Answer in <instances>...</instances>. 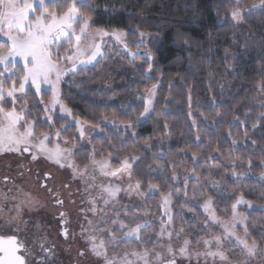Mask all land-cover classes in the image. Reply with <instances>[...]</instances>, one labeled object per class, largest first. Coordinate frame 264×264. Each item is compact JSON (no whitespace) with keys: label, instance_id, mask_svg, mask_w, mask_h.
Wrapping results in <instances>:
<instances>
[{"label":"trees","instance_id":"16d2710c","mask_svg":"<svg viewBox=\"0 0 264 264\" xmlns=\"http://www.w3.org/2000/svg\"><path fill=\"white\" fill-rule=\"evenodd\" d=\"M241 2L248 9L260 0ZM229 3L230 0H92L89 7L96 9L92 29L123 31L127 42L136 48L143 32L144 54L153 55V69L148 71L146 56L132 63L137 67V76L133 77L136 85L131 94L138 102L127 110L119 102H108L109 98L89 100L69 82L61 83V97L73 112L71 118L79 117L88 127L100 126L104 121H114L119 126L131 121L134 125L131 132L102 129L88 147L76 153L81 154L76 156V163L88 164L93 150L95 159H110L111 166H117L126 155L140 156L132 181L141 182L142 193L154 184L159 195L171 194L177 224L192 228L195 238L208 239L213 230L202 227V216L191 205L196 201L194 184L211 197L220 218H228L232 204L243 197L254 207L243 213L249 242L256 239L264 248V92L258 89L264 79V13L257 12L233 24ZM46 7L50 11L66 10L64 0ZM154 85L157 92L153 110L139 123L143 112L140 98ZM23 97L27 101V118L35 121V131L59 130L62 144L67 139L71 141L68 145L78 146L75 129L57 113L53 115L54 126L40 122L42 105L49 100L47 93L37 96L28 91ZM22 106L23 101L16 105L17 109ZM233 140L237 141L235 145ZM193 153L197 154L195 162ZM233 164L236 172L244 174L238 181L232 178ZM181 165L191 174L194 171L197 178L185 200L176 199L178 187L176 179H172ZM211 181L218 182V188H206ZM151 200L153 204L157 201L155 197L147 199ZM148 241L152 243L149 238Z\"/></svg>","mask_w":264,"mask_h":264},{"label":"snow or ice","instance_id":"6c2138e0","mask_svg":"<svg viewBox=\"0 0 264 264\" xmlns=\"http://www.w3.org/2000/svg\"><path fill=\"white\" fill-rule=\"evenodd\" d=\"M36 3L37 0H0V153H32V149L35 148L60 167L67 166L72 168L73 164L69 158L74 153L72 148L67 147L71 141L66 139L63 148L59 144L53 149L46 148L45 142H51L49 134H42V137L36 135L35 122L29 121L27 118V101L18 94H26V85L30 84L35 89L36 95H40L41 86L48 85L52 91L51 108L55 109L58 105L61 113L67 117H73L72 110L63 103L60 85L64 82L65 77L72 76L74 78L87 69L88 65L93 64L98 56L103 57L101 44L104 42V37H111L117 43H122L123 50L132 60L144 59L146 56L149 72L153 69L154 57L150 52L141 55L140 52L130 51L129 46L123 39L125 35L123 31L113 30L109 32L104 29H97L93 32L92 24L94 21L92 17L96 9L89 7L92 0H70V2L69 0H64V8L66 10L63 12L50 11L46 7V0H38L39 9L36 8ZM229 7L232 9L231 20L238 25L247 17L257 14V12L264 13V0H260L259 4H254L248 9L243 7L241 0H230ZM105 11H107V8H105ZM144 35L143 32L140 33L141 40L138 43V47L143 46ZM97 38L100 39V43H97ZM84 41H87V43H83ZM65 43L70 47L64 48ZM261 47L264 48V41H262ZM61 49L65 52L63 56L60 55ZM19 64H22L23 67L19 68L18 71H13V69H18ZM71 83L75 85L80 82L73 79ZM258 89L264 92V79L258 84ZM147 91L148 98L145 100L144 111L140 113L141 117L150 111L151 97L155 94V85ZM21 101H23V106L17 109L16 105L21 103ZM44 111L45 113L49 112L48 105L45 106ZM47 121L50 126H54L52 115H47ZM193 124L195 125V121H193ZM113 126L115 127L114 121ZM133 126L131 121L123 125L126 131L133 128ZM255 126L253 125V127ZM75 127L80 132V136L83 137V125L79 117H75ZM93 127L98 128L100 126L93 125ZM55 135L59 138L62 133L57 130ZM197 139L199 140V137ZM232 143L235 145L237 141L233 140ZM73 147H75L74 143ZM38 158L37 154L32 153V160L35 161ZM192 159L194 162L197 160L196 153H193ZM140 160L141 157L135 154L126 155L122 159L121 166L127 170L129 180L132 179V173ZM91 163L98 167L104 175H116V172L109 173L104 171L107 168V163L96 161L95 150H93ZM205 163H207V160ZM249 167H251L250 161ZM86 168L87 165L85 166ZM74 172L81 176L86 174L85 171L79 168L74 169ZM192 175H195L194 171ZM46 178H48V174H46ZM176 178L174 174L172 179L175 180ZM232 178L234 181L242 178L241 174L235 171L234 164ZM221 179H224V177L221 176ZM261 179L264 180V172L261 173ZM185 180L187 181V177ZM218 186V182L211 181L206 185V188H218ZM42 187H46V185H42ZM135 188L137 190L141 189L139 180H137ZM103 190L109 198L115 199L116 193L120 191V186L108 185ZM157 190L156 185L149 186L150 192ZM193 198L195 199V197ZM162 199L164 216L167 217V220L164 221L163 217L161 218L162 226L159 232L156 233L158 239L155 241V245L165 247L163 240L167 238L168 244L165 252L149 250L144 245L141 235L142 231L149 227V224L136 223L134 227L122 225L120 235H116L114 232H110L109 235L112 236L111 243H119L121 241L127 243L139 242L138 251L125 252L122 257H109L104 241L100 240L97 243V237L92 236L89 237V251L91 254L98 259H103L104 264H178V256L189 261L196 258L198 262L203 257L205 264H207L208 259H211L213 264H216L217 259L221 264H233V261H235V264H249V259L254 258L257 253L262 254V257H264V248L259 247L257 240L252 239L249 242V233L246 226L244 227L243 235L238 234L236 231L237 224L244 225L247 219L238 213V205L248 204L251 207V202L244 200L243 197L238 198L232 204V220L230 223L220 221L215 213L210 212L208 219L223 227L224 236H215L212 240L204 239L203 251L191 249L190 247L194 242L197 244L200 242L201 238L199 237L195 241L185 238L178 248L173 247V235H175V243L179 244L181 233L186 230L184 228L178 230L175 228L170 229L169 226L172 225L173 220L169 209L171 200L167 195H164ZM57 202L62 203V201ZM104 203H109V199H104ZM211 205L212 199L209 197L203 201L202 207L205 211H209ZM17 210L19 211L18 206ZM93 211L95 212L96 209L93 208ZM63 215L61 213V216ZM9 227L13 229V234L0 235V264H29L28 256L31 253L26 244L20 241L16 234L19 232V227L15 224H9ZM62 234L65 237L67 236L66 232ZM228 238L235 241L234 247L241 250V253L244 254V259H241L239 254H234L230 257L222 250L224 247L223 240ZM213 240L216 245L214 250L212 248ZM261 240L264 241V236L261 237ZM228 247H233V245ZM40 250L45 253V257L42 261H38L37 264H46L47 254L50 253L51 249L41 244ZM80 255H84V253L81 252ZM261 264H264V258H262Z\"/></svg>","mask_w":264,"mask_h":264},{"label":"rangeland","instance_id":"374dc122","mask_svg":"<svg viewBox=\"0 0 264 264\" xmlns=\"http://www.w3.org/2000/svg\"><path fill=\"white\" fill-rule=\"evenodd\" d=\"M55 1L56 0H46V5L53 4ZM35 6L37 9H39L38 0ZM231 22L235 24L232 20ZM92 31L94 32L96 30L92 29ZM103 39L104 42L101 44L103 57L98 56L97 60L94 61L93 64L88 65L87 69L76 75L74 78L72 76L65 77L64 82H69L73 86L75 91L79 92L86 98H89V100L93 99L95 101H101L109 98L108 102H119L122 105V109L127 110L138 102V99L134 98L131 94L132 88L136 85L133 77L137 76V67L136 65L132 64L135 60H132V58L128 56V54L123 50L122 43H117L115 39L111 37H104ZM123 39L129 46L130 51L140 52L141 55L144 54V43L143 46L136 48L134 44L131 45L127 42L125 35ZM83 43L86 44L87 41H84ZM97 43H100L99 38H97ZM68 47L70 46L65 43L64 48ZM60 55H65L63 49L60 50ZM22 67L23 65L19 64L18 69H13V71H18L19 68ZM91 69H94V71H92ZM73 79L80 83L73 85L71 83ZM28 91H32L34 94H36L35 89L32 88L30 84L26 85V93ZM41 92L47 93L49 95V100L45 105H42L44 114L40 118V122L49 124L47 121V115L53 116L55 113H57L61 118L66 119L69 125L75 129V135L78 138L79 142L78 146L73 147V145H67V147L72 148V151L74 153V155L69 158L71 163L73 164V167H60L58 164L47 159L43 153H40L37 149L33 148L32 153L37 154L39 157L35 161L32 160V153H29V155L21 154L19 152L0 153V156L6 154L10 155V157L5 160L1 159L0 157V176H7V173H4L5 170L9 173H14L17 171H20L22 174L25 172H28L30 174H35L36 172L38 173V211H42L41 213H44L45 210H49L50 213L57 212V210L58 212H64L63 220H68L66 225L68 228L69 236L72 233V235L75 237L74 246L71 245L73 242L70 243L68 241L66 244L61 245V250H63L64 253L67 250L66 248L72 247L71 251L73 253L70 252V254L71 256L73 254L74 257H77L79 248L81 246L84 247L83 243H88L90 248L89 237L92 236L97 237V243H99L100 240L104 241L109 257H122L125 252H131L132 250L138 251L139 242L133 241L132 243H127L121 241L119 243H111L112 236L109 235L110 232H114L116 235H120V228L122 225L134 227L136 223L149 224V227L144 229L141 233L144 245L147 246L151 251L165 252L168 244L167 238L163 240V244L165 247L156 246L155 241L158 239L156 233L159 232L162 226L161 218L163 217L164 221L167 220V217L164 216L162 197L164 195H167L171 200V194L159 195L157 191L150 192L148 190L146 193H142L140 190H137L135 188L136 183L133 182L132 179H128L127 170L122 168V160L118 163L117 166H111L110 159L96 158L97 162H106L107 168L104 169V171L109 173L116 172L115 176L104 175L98 167L94 166L91 163V161L86 164V169V165L81 166V164L76 163V156H81L80 153H78L77 155L76 153L79 150L88 147L87 145L89 144L91 138L94 136H98L102 132V129H111L115 131L125 132L126 130L124 129V127L116 124L114 127L113 122L109 121L102 122L100 127L98 128H92L82 124L84 136L81 137L80 132L75 127V119L67 117L65 116V114L61 113L59 111L58 105L55 109L51 108V88L48 85H42ZM156 92L157 88H155V94L151 97L152 102L150 105L149 113H147L143 117H140L139 123L145 121L150 116L154 107ZM18 95L24 96L25 94ZM99 98L101 100H99ZM147 98L148 91L144 95H142V98H140V101L143 104V111L145 107V100ZM46 105L49 106L48 113H45L44 111ZM131 130L132 128L127 131L131 132ZM35 132L38 137H42V134H49L51 142H45L46 148L48 149H53L58 144L61 148L65 146L64 143L62 144L60 142V137H56V131H46L44 133H38V131ZM5 162H9L10 165L8 164L9 166H7ZM5 167L9 168L6 169ZM76 168L85 171L86 174L83 176L77 174L76 172H74V169ZM176 171L177 178L174 181L175 186L178 187L176 188L178 194L176 199L178 200L182 198V200H185L187 191L189 190L190 186L193 185V182H195L197 178L190 173L191 171L189 169H185L182 165L177 166ZM231 171H233V168ZM237 173L241 174V176H244L243 173ZM46 174H48L49 176V179L47 181L44 178ZM186 177L187 181L185 180ZM44 180L46 181V187L39 190V184ZM31 181L32 180L30 179L29 174L25 175V177H23V179L21 180L22 188L25 190L27 189L26 193H33L32 191H29V182ZM108 185L120 186V191L116 193L115 199L109 198L107 193L104 192L103 189ZM129 185H131V187H129ZM194 189H197L196 194L194 195L196 201H192L191 205L192 207L198 209V211L200 212L202 217L199 218V220L201 221L200 223L202 227H204V229L213 230L211 231L212 234L208 239L212 240L215 236L223 237V227H221V225L218 223H213L208 219V216L210 212L215 213L216 217L220 221L230 223L232 220V207L230 216L228 218L218 217L213 207V201L210 210L205 211V209L202 207V204L203 201L205 199H208L209 197H206L204 191H199L196 187V184H194ZM129 197H131V199H129ZM152 197H155L157 200L154 204L152 200L147 201L148 198ZM104 199H109V203L105 204ZM52 201H62V207H59L58 209L52 207ZM197 201H200V203H196ZM172 204L173 203L171 200L169 209L171 215L173 216V220L172 225L169 226L170 229L175 228L178 230L180 228H184L186 230L184 233H181V240L179 244L175 243V235H173V247L178 248L180 244L183 243V239L188 238L192 240L194 239L195 241L196 238L193 236L194 230L192 228L188 230L186 226L177 224V218L174 216V213L171 210ZM93 208L96 209L95 212L93 211ZM26 209L27 211L33 210V203L32 205H30L29 201H27ZM253 209L254 207H249L248 204H240L238 205L237 211L240 215L245 217V214L243 213L249 212ZM42 215L44 216V219L49 220L50 217L48 216L50 215L45 216V213ZM113 221H115V223H113ZM44 223L47 224L46 222ZM52 223L54 226H56V222L53 221ZM245 224L246 220L244 222V225L237 224L236 231L238 232V234H244ZM187 230L189 231V234ZM148 238L152 240V243H149ZM203 240L204 239H200V242L198 244L194 242L190 246L191 249H199L203 251ZM223 245L224 247L222 248V250L225 251L227 255L232 257L234 254H239L241 259H244V254L241 253V250L237 247H234V240H232L231 238L224 239ZM229 245H233V247H228ZM215 247L216 245L213 240V250L215 249ZM85 252L87 251L85 250ZM87 253L92 260L104 261L103 259H98L94 255H92L91 252ZM67 255L69 254H67L66 252L64 256ZM89 257L87 254H84L83 261L89 260ZM262 258H264L262 257V254L257 253L254 258L249 259V264H261ZM177 261L178 264H205V260L203 257H201L198 262L196 258H193L191 261H189L181 259L178 256ZM207 264H213V261L211 259H208ZM216 264H221V262L217 259ZM233 264H235V261H233Z\"/></svg>","mask_w":264,"mask_h":264},{"label":"flooded vegetation","instance_id":"af4514ba","mask_svg":"<svg viewBox=\"0 0 264 264\" xmlns=\"http://www.w3.org/2000/svg\"><path fill=\"white\" fill-rule=\"evenodd\" d=\"M29 155V153H23ZM1 159L5 160L10 157V155H1ZM9 166V162H5ZM9 164V165H8ZM20 164V163H19ZM5 165V164H4ZM6 169L9 167H5ZM17 170V169H16ZM1 173V172H0ZM7 176H0V235H10L13 234V229L9 227V224H15L19 227V232L16 233L20 241L24 242L30 251L28 256L29 264H37L38 261H42L45 257V253L40 250V245L44 244L47 248L51 249L50 253L47 254L46 264H104V261H95L90 259L89 254V244L83 243L84 247H80L77 252V257L70 254L72 252L71 248H66L67 256H64V251L61 250V245L66 244L67 241L72 243L74 246L75 237L72 233L69 236L68 228L66 223L68 220H63L61 216L62 211L57 210V212L50 213L49 210H45V216H48L49 220L44 219V216L38 211V173L30 174L28 172L21 173L20 171L9 173L6 170ZM29 174L30 183L29 191L33 193H26V190L22 188L21 180L25 175ZM45 180L49 179L44 176ZM41 181L39 184L41 189L42 185H45L46 181ZM29 199V200H28ZM27 201L32 205L33 210L27 211L26 205ZM17 206L19 211L17 210ZM52 207L59 208L62 207V203L53 202ZM64 214V212H63ZM56 222V226L52 222ZM46 222L47 224H45ZM66 232L67 236L62 233ZM85 250L87 252H85ZM83 252L87 254L89 260L83 261L84 255H80ZM73 253V252H72ZM77 258V259H76ZM77 260V261H76Z\"/></svg>","mask_w":264,"mask_h":264}]
</instances>
